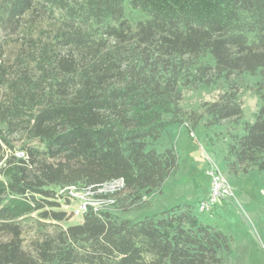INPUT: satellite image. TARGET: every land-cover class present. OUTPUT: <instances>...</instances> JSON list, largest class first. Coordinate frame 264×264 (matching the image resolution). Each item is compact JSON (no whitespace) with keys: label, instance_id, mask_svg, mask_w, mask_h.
<instances>
[{"label":"trees","instance_id":"trees-1","mask_svg":"<svg viewBox=\"0 0 264 264\" xmlns=\"http://www.w3.org/2000/svg\"><path fill=\"white\" fill-rule=\"evenodd\" d=\"M125 1L0 0V264H224L228 236L188 204L141 220L89 207L63 225L60 189L123 212L161 191L178 155L149 146L203 115L238 124L246 74L261 105L227 160L264 170V0H129L149 16L135 28ZM218 81L229 90L203 114L183 113L182 88Z\"/></svg>","mask_w":264,"mask_h":264},{"label":"rangeland","instance_id":"rangeland-1","mask_svg":"<svg viewBox=\"0 0 264 264\" xmlns=\"http://www.w3.org/2000/svg\"><path fill=\"white\" fill-rule=\"evenodd\" d=\"M124 16L134 28L149 18L141 10L132 8L129 0L124 2ZM260 79V75L248 74L234 79L240 88L239 97L244 111L243 119L238 124L225 122L208 127L207 117L203 115L202 121L194 129L187 124L172 125L154 146H149L158 152L174 149L178 155V167L165 181L161 191L145 195L129 212L110 204L101 208L122 219L141 220L177 205L188 204L204 225L228 236L230 251L224 255V264H264V170L253 168L248 172H234L230 170L227 160L230 135L243 134V124L255 121L261 102L254 89ZM228 90L229 86L224 81L209 87L197 82L191 87L182 88L183 113L203 114L204 102L215 101ZM214 173L222 176L225 191L211 210L203 211L200 206L211 195ZM68 191V188H63L59 194L68 196ZM70 193L72 200L66 197L60 200L62 209L68 214H72L81 204L93 203V196L82 188H74ZM124 197L125 194L120 196L121 199ZM81 222V216H74L63 225Z\"/></svg>","mask_w":264,"mask_h":264},{"label":"built area","instance_id":"built-area-1","mask_svg":"<svg viewBox=\"0 0 264 264\" xmlns=\"http://www.w3.org/2000/svg\"><path fill=\"white\" fill-rule=\"evenodd\" d=\"M117 186H118V184H113V185H109L107 188H108V190H110V188L112 187L114 190ZM66 188H68V190H70V191H68V193H66V195L68 194V196H65L64 194H61V196H63V199H64V197H66L68 200H72V195L70 192L72 189L77 188V187H66ZM211 188L212 189H211L210 197L208 198V200L203 202L200 206L201 210H203V211L211 210L216 205V203L222 198L223 192L225 191L224 190L225 182H224L221 175H219L217 173H214L212 175ZM113 190H110V191H113ZM88 194L92 195V193H90V192H88ZM92 201H93V203L86 202L84 204L79 205V208L72 212L74 214V216H81L82 217L83 214L88 211L89 207H93L95 210H99V209H101V207H103L101 205V203H99L98 201H95L94 198Z\"/></svg>","mask_w":264,"mask_h":264}]
</instances>
